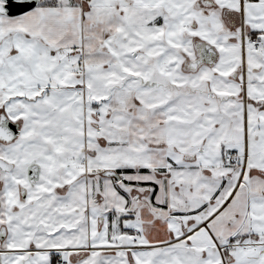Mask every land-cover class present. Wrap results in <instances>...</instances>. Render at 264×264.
Instances as JSON below:
<instances>
[{
  "label": "snow or ice",
  "instance_id": "snow-or-ice-1",
  "mask_svg": "<svg viewBox=\"0 0 264 264\" xmlns=\"http://www.w3.org/2000/svg\"><path fill=\"white\" fill-rule=\"evenodd\" d=\"M0 264H264V0H0Z\"/></svg>",
  "mask_w": 264,
  "mask_h": 264
}]
</instances>
